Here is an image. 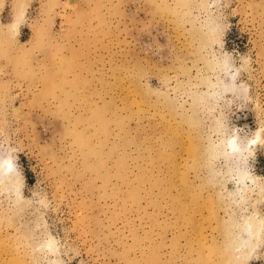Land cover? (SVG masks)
Segmentation results:
<instances>
[{
	"label": "rangeland",
	"instance_id": "374dc122",
	"mask_svg": "<svg viewBox=\"0 0 264 264\" xmlns=\"http://www.w3.org/2000/svg\"><path fill=\"white\" fill-rule=\"evenodd\" d=\"M0 264H264V0H0Z\"/></svg>",
	"mask_w": 264,
	"mask_h": 264
},
{
	"label": "bare ground",
	"instance_id": "6f19581e",
	"mask_svg": "<svg viewBox=\"0 0 264 264\" xmlns=\"http://www.w3.org/2000/svg\"><path fill=\"white\" fill-rule=\"evenodd\" d=\"M3 165H4V167H3V169H4V171H8L9 172V170L11 169V163L9 162V160H4L3 161V163H2ZM247 225V229L249 230V231H251V226H250V224H246Z\"/></svg>",
	"mask_w": 264,
	"mask_h": 264
},
{
	"label": "clouds",
	"instance_id": "9594fccd",
	"mask_svg": "<svg viewBox=\"0 0 264 264\" xmlns=\"http://www.w3.org/2000/svg\"><path fill=\"white\" fill-rule=\"evenodd\" d=\"M12 167L14 168L15 166H14V165H12Z\"/></svg>",
	"mask_w": 264,
	"mask_h": 264
}]
</instances>
